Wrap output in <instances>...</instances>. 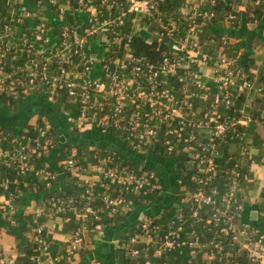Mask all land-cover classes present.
<instances>
[{"label": "built area", "instance_id": "2783aa9c", "mask_svg": "<svg viewBox=\"0 0 264 264\" xmlns=\"http://www.w3.org/2000/svg\"><path fill=\"white\" fill-rule=\"evenodd\" d=\"M1 1L0 94L56 101L63 90L79 106L78 115H70L73 129L114 134L138 154L175 162L184 156L188 166L186 182L178 180L182 198L174 213L167 220L140 217L136 199L151 204L165 194L153 168L140 166V172L117 154L97 151L83 159L75 150L51 167L44 158L57 143L48 122L31 124L9 147L0 142V166L10 170L0 180V209L11 225L18 204L11 186L19 184L12 174L34 173L47 188L70 176L85 187L78 198L53 196L29 213L33 264H73L122 218L132 220L126 235L114 240L124 264H264V139L256 148L250 135L251 126L264 129V109L256 104L264 105V84L250 77L232 37L222 36L213 52L202 42L218 19V0H183L177 10L167 6L169 0ZM252 2L264 10V0ZM70 9L85 11L87 19L71 23ZM49 11L58 28L46 24ZM244 21L255 22V13L237 8L220 20L230 28ZM143 35L166 46L158 63L138 51ZM233 144L237 151L229 148ZM256 180L258 195L250 189ZM45 216L75 223L53 254ZM15 263L0 252V264Z\"/></svg>", "mask_w": 264, "mask_h": 264}, {"label": "crops", "instance_id": "0c3cea01", "mask_svg": "<svg viewBox=\"0 0 264 264\" xmlns=\"http://www.w3.org/2000/svg\"><path fill=\"white\" fill-rule=\"evenodd\" d=\"M32 2L34 1L26 0L25 5L30 6ZM247 2H249V0H242L240 3H238L237 0H233V6L242 8V10H244L248 7ZM5 6V1H1L0 11L2 13L5 12ZM86 15L87 13L82 10L81 13L77 12L75 9H70L68 11V19L71 23H82V20L87 19ZM54 17L55 13L49 11L44 20L49 27L58 28L60 25L58 24V22H56ZM263 28L264 15L261 19H255V22L250 24L244 21L242 25H239L236 28H230L229 26L221 22L215 27V31L217 33H220L221 37L224 35L232 37L235 43L238 44V47L241 48L243 55L250 54V56L254 58V68H251L252 71H250V74L252 77L258 78L260 74L259 65L264 61ZM95 43L99 44V41ZM207 47L211 49L209 46ZM213 51L216 50L214 49ZM17 102V107H14L8 104L7 102H2L0 100V128H4L5 130H7L8 136H10V133H12V135L21 134V131L23 128L26 127V124L35 123L39 115L43 116L42 119H45L46 122H48L50 125L56 127V130H59L61 136L65 135V137H67L68 131L72 132L73 128L69 121L70 115L68 110H58V107L55 105L56 103L52 100L46 97H42L40 95H29L24 96V98H20ZM262 104H257L260 105L258 109H264V105ZM61 123H63L62 126H66L65 130H67V132L60 131L59 125ZM77 133L79 134L78 137L80 140L81 138H87L86 145L92 146L91 148L102 147L107 150H117L116 153L118 152V150L124 153H129L130 150L133 152V150L130 149L126 143L119 141L118 138L116 140L115 138L110 136V133L102 132L99 129L90 127L80 130ZM250 135L254 146L256 148H261V144L264 139L263 127L251 126ZM62 139L64 140V138ZM238 147L239 146L237 144L229 146V148L233 151H237ZM56 149L57 147L48 156L44 158V163L50 165L51 167H55L56 162L58 161L56 160V154H58ZM91 153L92 152L90 151L86 152L82 158L88 159L91 156ZM133 153L134 155L139 156L132 158L133 160H135L136 158L141 159V162L139 163L140 166L153 168L158 172L165 188V194L163 197L158 198L151 204L141 203L140 205H137V210L140 213V217H142L144 214L155 215L157 217L165 216V219L168 218L170 211L167 208L173 205L179 206L181 202L180 198H182V193H179L180 188L178 190V185L180 184L178 182V169L175 166V160L169 156H161L151 153L147 155L138 154L136 152ZM0 168L3 167L0 166ZM5 169H7L8 171L4 174ZM4 170H0V180L9 174L8 167H4ZM70 186L71 185H69V181L67 180V178L61 176L59 177L57 182L51 188H49L51 189L49 192L56 191L57 194H60L63 190H67L68 188L72 187ZM250 189L255 195H258L259 181L257 182L256 180L255 183H252L250 185ZM39 197L40 196L33 195L30 192L26 193V195L23 196L22 192V196L18 199L16 212L17 223L15 225L10 224V222L4 217L0 209V252L8 257L15 258V264L21 263V259L25 256L24 250L30 247V243L32 245V240L30 236L29 213H31L36 206L40 205L37 202L38 199H40ZM247 208L251 209L249 207ZM23 214L25 218L22 217ZM251 218L254 221H257L256 216L255 214L253 215V213L251 215ZM42 220L46 227L52 232L53 242L51 244V252L53 254V251L55 249L54 253H56L61 247L64 246L67 233L70 232L72 228H74L75 223L71 221L65 222L62 218L55 216H45L42 218ZM131 225V219L123 218L119 219L114 224L109 225L106 229L105 236L102 239H97L92 244V246L87 248L73 264L112 263L113 258H111L110 250H112V252L116 250V242L114 240L123 238L126 235L127 231H129ZM114 260L115 262H118L116 257L114 258ZM44 264L53 263L50 260H47L44 262Z\"/></svg>", "mask_w": 264, "mask_h": 264}, {"label": "trees", "instance_id": "16d2710c", "mask_svg": "<svg viewBox=\"0 0 264 264\" xmlns=\"http://www.w3.org/2000/svg\"><path fill=\"white\" fill-rule=\"evenodd\" d=\"M242 0H237L238 3H240ZM252 1L255 0H249V2H247V11H253L255 13V19H261L262 16L264 15V11H263V5L262 4H255ZM183 0H169L167 6L169 8H171L172 10H177L181 4H182ZM217 12H218V19L216 21H213V24H210L206 27L205 32L202 36V42L204 44H206L207 46H209L210 52H213V50H217L218 48L221 47V40H220V33H217L215 31V27L220 23L221 17L223 14H225L226 12H230L233 10H237L238 7L233 6V0H218L215 6ZM242 8H239V10H241ZM5 10V9H4ZM1 12V11H0ZM2 13V12H1ZM137 49L140 53L144 54L148 59H150L152 62L154 63H158L162 57H163V52L161 50H164L166 46L161 45V47L159 46V42L157 41V39L155 40H148L146 39V36H141L138 37L137 40ZM235 47H238V44L235 45ZM234 47V48H235ZM231 50V49H230ZM254 58L250 56V54H245L243 55L242 60L243 61V66L246 68V71L248 73H250L251 68H254ZM252 77V76H250ZM258 83H263L264 84V69L260 70V74H259V78L257 79ZM174 85H177L178 82L175 81L173 83ZM32 95H37V94H32ZM42 97H44L43 95H40ZM20 98H24V97H19V98H12V97H7L3 94H0V100L2 102H7L8 104L17 107V101ZM246 99V95L244 93L240 94V98H239V102L238 104H241V102L243 103ZM55 102L56 106L58 107V110L62 109H66L69 112V115H72L74 117H76L78 115V104L74 103L73 101H71V99L67 96L66 92L62 90V93L59 95V97L56 99ZM257 102V101H256ZM256 104H262L261 102H257ZM65 110V111H66ZM64 111V112H65ZM71 113V114H70ZM67 115V114H66ZM256 117L258 116V113H255ZM43 116L39 115L37 122L40 124H46V120L42 119ZM63 123H61L59 125L60 127V131L62 132H67V130H65L66 126H62ZM31 128V124H26V127L22 129V133L19 135H12V133H10V136L7 135L8 131L5 130L4 128H0V142L1 144H3V146L5 147H9L12 144V140L13 138H16L22 134H24V129L26 128ZM54 128V133H53V139L54 141H56L57 145V153L56 154V160H61L66 158L67 156H69L71 154V152L73 150H75L77 152V154L80 157H83V155L86 152H92V151H97L98 153H101L102 155H108V154H117V156L119 157V159L121 160L122 163H124L125 165H131V166H135L140 169V172H143L144 167H140L139 163L141 162L140 158H136L135 160H133L132 158L135 157H139L134 155V150L129 147L130 149L133 150V152L130 150L129 153H124L121 152L120 150H118V152L116 153L117 150H107L105 148L99 147V148H91L92 146H87L86 145V139L87 138H81V140L79 139V134L78 133H73V132H69L67 133V137L65 136H61L59 130H56L57 128L52 126ZM72 131L74 132H79L77 129H73ZM114 134H110V136H112L113 138H115L119 141H122L124 143H126L125 141H123L122 139H120L117 136H113ZM64 138V140L62 139ZM68 139V140H66ZM127 144V143H126ZM55 147V148H56ZM164 152H162L161 154H163ZM121 154V155H119ZM184 156H182L180 159L176 162L175 166L178 169V178L181 180L180 184H184L186 182L187 176V170H188V166L185 165L184 161H183ZM3 168H0V170H4ZM8 170L5 169L4 170V174L7 172ZM10 171V170H9ZM3 174V175H4ZM13 178L17 179L18 181V186H16L15 184L12 185L11 187L16 189L17 193H18V199L19 197L22 196V192H23V196L26 195V193L30 192L33 195H38L40 196L38 199V204L40 205H45L48 200L50 198H52L53 196H61L63 198H68V197H74V198H78V194H80L81 192H83L84 190V186H78L76 184H74L72 182V178L70 176L67 177V180L69 182L72 183V185L74 184L73 187L68 188L67 190H63L60 194L57 195L56 191L54 192H49L51 189L47 188L45 186V183L39 181L38 177H36L34 175V173H30L29 175L26 176H15L14 174ZM26 183V185L24 184ZM179 186L178 185V190H179ZM188 186L191 188H194L195 184H193L191 181L188 182ZM136 199V198H135ZM142 199V200H141ZM140 200L136 199V204L140 205L141 203L143 204V198H141ZM167 209H169V211L171 213H174V211L176 210V206H169ZM24 217V214L23 216ZM53 217V216H50ZM25 218V217H24ZM27 220V219H24ZM23 220V221H24ZM167 220V218H166ZM25 222V221H24ZM73 222V220L71 221ZM73 226V225H70ZM36 249V245L32 242V245L30 243V247L28 249H25V256L21 259V263L20 264H33V259L35 257V255H37V251ZM55 252V249L53 251V253ZM110 255L111 258H113L112 263L109 264H124L125 262H127V260L125 259L124 255H123V250L122 249H118L116 248V250H114L112 252V250H110ZM117 258L118 262H115L114 258ZM175 254H170L167 259L170 262H174L175 261ZM51 261V260H50ZM62 264V263H59ZM107 264V263H106Z\"/></svg>", "mask_w": 264, "mask_h": 264}, {"label": "rangeland", "instance_id": "374dc122", "mask_svg": "<svg viewBox=\"0 0 264 264\" xmlns=\"http://www.w3.org/2000/svg\"><path fill=\"white\" fill-rule=\"evenodd\" d=\"M263 48H264V46H263ZM261 49H262V48H261ZM13 108H14V107H13ZM14 109H15V108H14ZM72 132L75 133V134L77 133V132H74V131H72ZM63 136H65V135H63ZM100 263H101V262H100Z\"/></svg>", "mask_w": 264, "mask_h": 264}]
</instances>
